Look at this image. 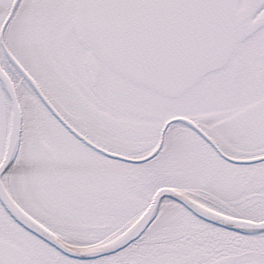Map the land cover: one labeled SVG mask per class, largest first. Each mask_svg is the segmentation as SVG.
Listing matches in <instances>:
<instances>
[{"label": "snow or ice", "instance_id": "snow-or-ice-1", "mask_svg": "<svg viewBox=\"0 0 264 264\" xmlns=\"http://www.w3.org/2000/svg\"><path fill=\"white\" fill-rule=\"evenodd\" d=\"M0 264H264V0H0Z\"/></svg>", "mask_w": 264, "mask_h": 264}]
</instances>
